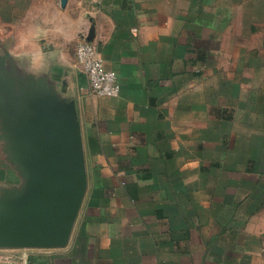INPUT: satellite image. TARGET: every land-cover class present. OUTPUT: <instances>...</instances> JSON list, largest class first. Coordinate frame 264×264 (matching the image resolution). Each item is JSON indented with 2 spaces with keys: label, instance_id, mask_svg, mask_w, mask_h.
Instances as JSON below:
<instances>
[{
  "label": "crops",
  "instance_id": "0c3cea01",
  "mask_svg": "<svg viewBox=\"0 0 264 264\" xmlns=\"http://www.w3.org/2000/svg\"><path fill=\"white\" fill-rule=\"evenodd\" d=\"M0 264H264V0H0Z\"/></svg>",
  "mask_w": 264,
  "mask_h": 264
},
{
  "label": "built area",
  "instance_id": "2783aa9c",
  "mask_svg": "<svg viewBox=\"0 0 264 264\" xmlns=\"http://www.w3.org/2000/svg\"><path fill=\"white\" fill-rule=\"evenodd\" d=\"M77 61L86 74L92 93L98 96H118L121 83L116 72L104 65V60L98 47L90 42H82L77 46Z\"/></svg>",
  "mask_w": 264,
  "mask_h": 264
},
{
  "label": "water",
  "instance_id": "95a60500",
  "mask_svg": "<svg viewBox=\"0 0 264 264\" xmlns=\"http://www.w3.org/2000/svg\"><path fill=\"white\" fill-rule=\"evenodd\" d=\"M13 226H19L23 229V231L27 232L29 227H30V223H29V221H27V219H25L23 217H16L14 220Z\"/></svg>",
  "mask_w": 264,
  "mask_h": 264
}]
</instances>
